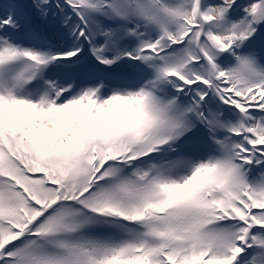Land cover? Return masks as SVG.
Listing matches in <instances>:
<instances>
[{"label":"snow or ice","instance_id":"1","mask_svg":"<svg viewBox=\"0 0 264 264\" xmlns=\"http://www.w3.org/2000/svg\"><path fill=\"white\" fill-rule=\"evenodd\" d=\"M0 264H264V0H0Z\"/></svg>","mask_w":264,"mask_h":264}]
</instances>
